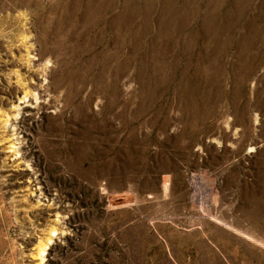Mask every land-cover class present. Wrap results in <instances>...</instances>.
<instances>
[{
    "label": "rangeland",
    "instance_id": "374dc122",
    "mask_svg": "<svg viewBox=\"0 0 264 264\" xmlns=\"http://www.w3.org/2000/svg\"><path fill=\"white\" fill-rule=\"evenodd\" d=\"M0 264H264V0H0Z\"/></svg>",
    "mask_w": 264,
    "mask_h": 264
}]
</instances>
